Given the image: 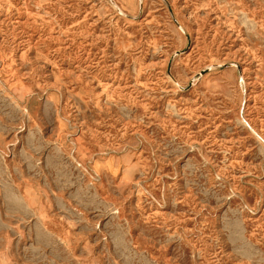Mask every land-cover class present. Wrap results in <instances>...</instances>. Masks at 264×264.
Masks as SVG:
<instances>
[{
  "label": "rangeland",
  "instance_id": "374dc122",
  "mask_svg": "<svg viewBox=\"0 0 264 264\" xmlns=\"http://www.w3.org/2000/svg\"><path fill=\"white\" fill-rule=\"evenodd\" d=\"M0 15V264H264V0Z\"/></svg>",
  "mask_w": 264,
  "mask_h": 264
},
{
  "label": "bare ground",
  "instance_id": "6f19581e",
  "mask_svg": "<svg viewBox=\"0 0 264 264\" xmlns=\"http://www.w3.org/2000/svg\"><path fill=\"white\" fill-rule=\"evenodd\" d=\"M1 16V15H0ZM264 141V140H263Z\"/></svg>",
  "mask_w": 264,
  "mask_h": 264
}]
</instances>
